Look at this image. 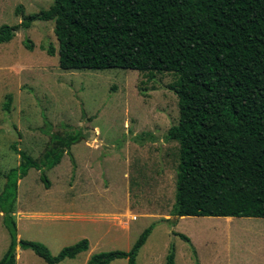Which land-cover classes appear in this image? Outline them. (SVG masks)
<instances>
[{"label": "rangeland", "instance_id": "rangeland-1", "mask_svg": "<svg viewBox=\"0 0 264 264\" xmlns=\"http://www.w3.org/2000/svg\"><path fill=\"white\" fill-rule=\"evenodd\" d=\"M52 3L0 0V27L21 24L25 15ZM54 27V21L37 20L0 44V194L5 174L21 162L13 145L42 162L57 144L54 135L82 131L71 147L76 167L64 155L46 172L51 187L35 168L19 180L18 238L42 242L55 256L88 239L89 250L59 264H90L93 254L129 251L155 224L137 264H165L172 246L175 264H264V218L171 214L180 145L166 140V134L179 122L178 97L171 88L177 75L64 70ZM50 45L56 48L53 56L47 52ZM8 94L13 96L9 112L4 110ZM9 244L0 212V259ZM17 254V264H47L31 249L19 247ZM110 264L129 263L121 258Z\"/></svg>", "mask_w": 264, "mask_h": 264}, {"label": "trees", "instance_id": "trees-1", "mask_svg": "<svg viewBox=\"0 0 264 264\" xmlns=\"http://www.w3.org/2000/svg\"><path fill=\"white\" fill-rule=\"evenodd\" d=\"M37 20L54 21L64 70L177 75L171 88L178 97L179 122L166 134V140L180 145L172 216L264 218V0H53L48 9L25 15L21 24L2 25L0 44ZM47 52L53 56L56 48L50 45ZM12 100L8 94L5 111ZM81 135L80 129L54 135L57 144L42 162L13 145L21 162L5 174L0 194L10 236L0 264H17L18 247L33 250L47 264L89 250V240L83 239L55 256L42 242L19 239L14 216L19 180L35 168L51 187L46 172L66 154L76 167L71 147ZM154 228H146L129 251L96 253L89 263L124 258L137 264ZM174 234L191 243L187 235ZM175 260L172 246L165 264Z\"/></svg>", "mask_w": 264, "mask_h": 264}, {"label": "crops", "instance_id": "crops-1", "mask_svg": "<svg viewBox=\"0 0 264 264\" xmlns=\"http://www.w3.org/2000/svg\"><path fill=\"white\" fill-rule=\"evenodd\" d=\"M2 213V212H1ZM180 218V217H179ZM19 248V247H18ZM18 255V254H17Z\"/></svg>", "mask_w": 264, "mask_h": 264}, {"label": "bare ground", "instance_id": "bare-ground-1", "mask_svg": "<svg viewBox=\"0 0 264 264\" xmlns=\"http://www.w3.org/2000/svg\"><path fill=\"white\" fill-rule=\"evenodd\" d=\"M231 219V218H230Z\"/></svg>", "mask_w": 264, "mask_h": 264}]
</instances>
